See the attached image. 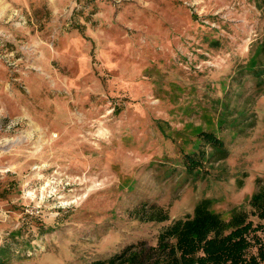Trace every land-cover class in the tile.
<instances>
[{"label":"rangeland","instance_id":"1","mask_svg":"<svg viewBox=\"0 0 264 264\" xmlns=\"http://www.w3.org/2000/svg\"><path fill=\"white\" fill-rule=\"evenodd\" d=\"M263 38L250 0H0V244L36 246L13 264L156 246L205 198L225 219L251 212L264 96L241 65ZM201 132L231 156L196 180L183 153ZM154 206L169 220H143Z\"/></svg>","mask_w":264,"mask_h":264},{"label":"trees","instance_id":"2","mask_svg":"<svg viewBox=\"0 0 264 264\" xmlns=\"http://www.w3.org/2000/svg\"><path fill=\"white\" fill-rule=\"evenodd\" d=\"M250 1L264 12V0ZM241 69L243 74L247 73L255 80L256 94L264 96V38L257 43L250 60L242 63ZM227 108L229 104H226L220 122L237 128V121L243 118V114L236 121L228 122L225 118ZM248 127L252 124L249 123ZM161 131L165 130L161 127ZM163 135L166 136L167 132ZM199 138L198 145H192L183 153V162L196 180L205 163H219L231 156L225 141L214 132H201ZM257 183L258 189L248 204L251 212L235 208L230 218L225 219L220 213L213 212L212 200L205 198L198 202L192 214L168 225L160 233L156 246L140 243L87 264H264V182L258 179ZM8 193L9 190L0 185V198L6 199ZM142 219L165 222L169 220V214L154 206ZM48 231L50 229L41 226L40 236ZM18 236L21 237V231L11 233L0 244V264L23 260L36 249L32 242L20 240L16 238Z\"/></svg>","mask_w":264,"mask_h":264}]
</instances>
